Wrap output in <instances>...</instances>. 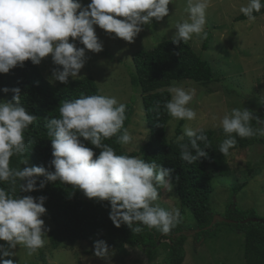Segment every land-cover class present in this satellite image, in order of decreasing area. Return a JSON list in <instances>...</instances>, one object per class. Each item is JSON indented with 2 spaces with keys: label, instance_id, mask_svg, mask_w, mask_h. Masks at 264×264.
I'll return each instance as SVG.
<instances>
[{
  "label": "clouds",
  "instance_id": "clouds-1",
  "mask_svg": "<svg viewBox=\"0 0 264 264\" xmlns=\"http://www.w3.org/2000/svg\"><path fill=\"white\" fill-rule=\"evenodd\" d=\"M174 0H0V74H7L26 60L38 65L49 55L55 67L51 70L50 82L67 84L75 79L86 63V50L92 53L103 51L94 26L106 33L114 34L125 42L134 43L144 25L151 26L153 18L159 22L169 15V5ZM210 0H187L188 19L176 24L173 44L179 45L198 35L206 39V10ZM264 8L262 0H249L239 11L254 21V13ZM71 38V41L70 39ZM77 41L83 47H77ZM0 92H12V100L0 102V264H16L11 258L15 249L22 245L28 255L44 247L47 233L42 219L46 213L45 197L14 195L16 187L21 192L43 189L46 182L68 183L78 187L87 198L108 201L109 219L115 227L126 225L132 232L139 233L141 225L157 229L167 235L180 221L179 209L165 210L154 202L158 200V188L172 189L174 168L149 163L136 156L117 155L108 144L102 143L122 131L117 137L120 144H129L133 137L123 128L126 105L115 97L103 95L81 96L65 100L59 108L60 118H49L46 122L51 137L52 159L49 171L44 165L23 168L10 167L13 155L26 151L24 130L36 120L21 104V89L18 86L0 87ZM171 99L164 103L167 113L176 120H194L196 112L188 107L193 101L195 89L182 87L169 89ZM159 107V103L157 104ZM255 120L264 125V118L254 116L247 108H233L230 115L221 120L227 138L219 145V152L229 156L236 145V138L264 136V127L256 128ZM181 143L180 159L191 164L200 157L207 158L204 150L209 147L203 128L185 127L177 137ZM83 138V140H81ZM83 141L100 149H93ZM199 142L205 147L201 148ZM190 148L195 151L193 155ZM95 155V158H93ZM43 177V179H40ZM39 180V183L37 181ZM93 255L108 260L111 249L103 239L93 241ZM5 257H8L7 259Z\"/></svg>",
  "mask_w": 264,
  "mask_h": 264
},
{
  "label": "rangeland",
  "instance_id": "rangeland-1",
  "mask_svg": "<svg viewBox=\"0 0 264 264\" xmlns=\"http://www.w3.org/2000/svg\"><path fill=\"white\" fill-rule=\"evenodd\" d=\"M88 2L89 0H82L84 5ZM248 2L249 0H210L205 25L209 38L201 39L193 34L188 40L192 49L207 60L212 68L213 80L206 85L180 79L174 72L169 71L146 75L141 78L139 86L130 82V74L134 72L132 54L171 39L176 32V24L188 19L187 0H174L169 5V15L159 22L153 18L151 26L144 25L131 44L94 26L99 40L103 42V51L92 53L86 50V63L75 79L91 75L100 95L115 97L118 104H133L131 120L126 128L133 140L129 144H122L124 152L137 151L148 139L149 128L145 121L143 99L154 91H169L172 87H182L186 91L195 89L193 101L188 107L196 112V119L183 120L181 134L177 135L176 128L180 120L171 117L165 130L169 141H177L185 127L204 130L222 128V118L230 115L233 108H247L254 116L264 118V15L256 16L254 21L235 19L241 13L240 7L246 6ZM204 42L208 46L205 50L202 49ZM38 67L42 75L50 81L51 70L60 66L54 65L49 55L42 58ZM69 80L74 79L70 77ZM154 83L156 84L150 87ZM171 96L170 93V99ZM4 101H9L7 96L0 97V102ZM229 152L230 155L225 157L228 174L219 176L213 171V191L209 199L211 211L214 215L223 216L228 206L235 203L238 210L254 209L257 217L263 218L264 143ZM136 157L140 158V155ZM27 166H30L29 162ZM23 167L25 165L22 163ZM245 180L247 184L238 193H232L231 187ZM158 193V200L154 203L168 211L179 209L180 221L177 224L183 227V231L189 232L197 228L192 212L182 207L173 183L171 191L161 186ZM42 219L47 228L43 237L44 247L28 255L27 249L18 245L14 250L15 256L11 257L16 264H156L166 252L167 240H161L159 247L153 252H146L140 247L109 242L100 235L88 240L65 242L52 249L48 239V231L52 228L50 214L46 212ZM97 239L105 240L110 247L111 256L108 260L93 255V241ZM0 243L6 244L4 241ZM184 249L185 257L181 264H244L243 235L230 231L222 223L200 239H195L193 235L186 236Z\"/></svg>",
  "mask_w": 264,
  "mask_h": 264
},
{
  "label": "trees",
  "instance_id": "trees-1",
  "mask_svg": "<svg viewBox=\"0 0 264 264\" xmlns=\"http://www.w3.org/2000/svg\"><path fill=\"white\" fill-rule=\"evenodd\" d=\"M254 15H264V8L261 9L260 13H254ZM235 19L243 21L248 18L240 13ZM208 38L207 36L206 40ZM77 45L83 47L78 41ZM207 48V43L204 42L202 49ZM132 61L134 72L130 74V82L134 86H139L146 75L168 71L174 72L180 79H189L203 85L213 80V71L209 62L198 55L188 41L181 42L179 45L173 44L171 39L160 41L150 49L134 52ZM155 84H150V87ZM4 86L9 88L20 87L21 104L28 112L37 117L33 124L24 130L25 153L19 156L13 155L10 158V167L22 168L21 160L26 159L30 166L44 165L49 171H54V167L49 163L52 159V149L51 137L48 136L46 127L47 119L60 118L59 108L65 100H75L81 96L100 95L94 78L87 75L69 80L67 84L60 82L54 84L42 75L38 65L26 60L22 67L16 66L10 69L7 74H0V87ZM1 96H7L8 100L11 101L13 93L0 92ZM168 100H170V93L166 90L154 91L144 97L143 106L146 110L145 121L149 128V136L137 151L129 153L123 151L122 144L117 141V137L122 134L123 129L113 137L104 139L102 143L111 146L117 155H140V158L146 162H155L163 167L174 168L171 183L175 186V192L182 207H186L192 212L195 226L200 229L194 235L195 239L204 237L218 224H225L230 231L243 235L244 264H264V217L261 218L263 222H241L246 218H260L257 217L254 209L238 210L236 204L231 203L223 217L236 222H217L212 227L203 230L210 224L214 215L209 206V199L213 191L211 183L213 171H216L219 176L228 174L225 156L219 152V145L227 138V134L223 132L222 128L206 129L205 134L208 137L209 147L204 150L208 154L207 158L200 157L191 164L182 161L180 159V144L188 143L189 138L185 136L183 141H169L167 139L166 124L171 116L164 108V103ZM158 103L159 107H157ZM125 105L126 119L123 128H127L133 113V104L125 103ZM182 123L183 120H180L176 128L177 135L181 134L180 126ZM250 124L254 130L260 127L255 120H252ZM232 135L237 142L230 150L264 143V136L258 134L247 138L236 136L235 133ZM83 142L85 146L93 149L95 155L99 154L100 149L91 145L89 141ZM198 143L201 148L205 147L203 142L198 141ZM190 151L195 155L194 150L190 148ZM246 184L247 180L236 183L231 187L232 193H238ZM0 186L8 187L7 184ZM14 195L44 196L46 198L44 206L52 221V228L48 231L49 244L52 249L58 248L65 242L88 240L100 235L103 239L115 244L140 247L146 252H153L159 247L161 240H167L166 252L156 264H181L184 261L186 236L176 235L183 230V227L178 224L167 235L161 234L157 229H150L143 225H141L143 230L139 233L132 232L124 224L115 227L109 219L110 204L108 201L87 198L78 187L62 183L59 180L46 182L43 189L32 192H21L16 187ZM181 218L183 220V217Z\"/></svg>",
  "mask_w": 264,
  "mask_h": 264
},
{
  "label": "water",
  "instance_id": "water-1",
  "mask_svg": "<svg viewBox=\"0 0 264 264\" xmlns=\"http://www.w3.org/2000/svg\"><path fill=\"white\" fill-rule=\"evenodd\" d=\"M247 221L263 222V220L261 218H256V217H251V218H246L244 220H241V222H243V223L247 222ZM217 222L232 223V222H236V221L231 220V219H227L221 215L215 214V215H213V218H212V221L210 222V224L208 226L204 227L203 230H206V229L212 227ZM199 231H200L199 228H196V229L189 231V232H185L182 230V231L178 232L176 235H185V236L193 235L194 236Z\"/></svg>",
  "mask_w": 264,
  "mask_h": 264
}]
</instances>
